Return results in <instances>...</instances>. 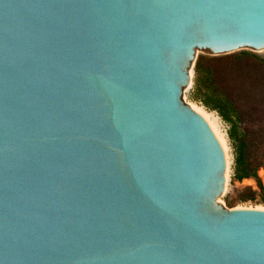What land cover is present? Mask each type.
Returning a JSON list of instances; mask_svg holds the SVG:
<instances>
[{
	"label": "water",
	"instance_id": "water-1",
	"mask_svg": "<svg viewBox=\"0 0 264 264\" xmlns=\"http://www.w3.org/2000/svg\"><path fill=\"white\" fill-rule=\"evenodd\" d=\"M202 55L264 57V0H0V264H264Z\"/></svg>",
	"mask_w": 264,
	"mask_h": 264
},
{
	"label": "rangeland",
	"instance_id": "rangeland-1",
	"mask_svg": "<svg viewBox=\"0 0 264 264\" xmlns=\"http://www.w3.org/2000/svg\"><path fill=\"white\" fill-rule=\"evenodd\" d=\"M204 65L211 67L219 89L227 95L241 111L240 122L250 138L255 141L251 158L255 163L264 166V57L245 56L227 63L202 55ZM195 80V79H194ZM194 82L189 94V105L200 106L208 110L193 97ZM210 119L227 145L228 158L232 164L231 190L223 202L228 209L263 208L264 189L254 179L238 181L234 177V155L232 142L229 139V125L216 113ZM264 184V168L258 171Z\"/></svg>",
	"mask_w": 264,
	"mask_h": 264
},
{
	"label": "trees",
	"instance_id": "trees-1",
	"mask_svg": "<svg viewBox=\"0 0 264 264\" xmlns=\"http://www.w3.org/2000/svg\"><path fill=\"white\" fill-rule=\"evenodd\" d=\"M193 97L202 103L211 112H216L224 122L229 125V139L233 146L234 177L238 181L254 179L259 187L264 189V184L258 176L262 162L255 163L251 158L255 141L250 138L240 122L241 111L227 95L216 85L211 67L198 60L195 65V80Z\"/></svg>",
	"mask_w": 264,
	"mask_h": 264
},
{
	"label": "bare ground",
	"instance_id": "bare-ground-1",
	"mask_svg": "<svg viewBox=\"0 0 264 264\" xmlns=\"http://www.w3.org/2000/svg\"><path fill=\"white\" fill-rule=\"evenodd\" d=\"M192 108H193L194 110H196L198 113H200V114L206 119V121L209 123L210 127L216 131V133H217V135H218V137H219V139H220V141H221V143H222V145H223V147H224V150H225V152H226V154H227V156H228L226 142H225V140L223 139V137L220 135V133L218 132V130L216 129L215 125L213 124V122H212L211 119H210V115H212L213 113H212V112H207V111L205 110V108L200 107V106H192ZM250 209H251V208H250ZM255 209H263V208H259V207H257V208H255Z\"/></svg>",
	"mask_w": 264,
	"mask_h": 264
}]
</instances>
